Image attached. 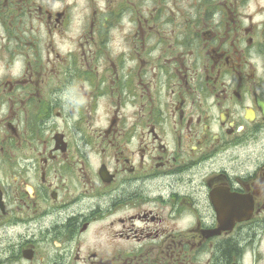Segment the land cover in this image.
Here are the masks:
<instances>
[{
  "label": "flooded vegetation",
  "instance_id": "flooded-vegetation-1",
  "mask_svg": "<svg viewBox=\"0 0 264 264\" xmlns=\"http://www.w3.org/2000/svg\"><path fill=\"white\" fill-rule=\"evenodd\" d=\"M0 264H264V0H0Z\"/></svg>",
  "mask_w": 264,
  "mask_h": 264
}]
</instances>
